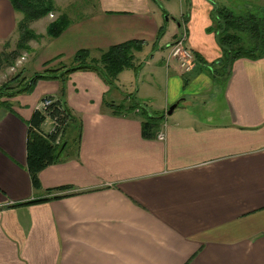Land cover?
Wrapping results in <instances>:
<instances>
[{
    "label": "crops",
    "instance_id": "1",
    "mask_svg": "<svg viewBox=\"0 0 264 264\" xmlns=\"http://www.w3.org/2000/svg\"><path fill=\"white\" fill-rule=\"evenodd\" d=\"M161 1L159 13L158 0L155 7L153 0H93L89 15L49 41L33 65L57 69L81 50L98 59L113 46L143 42L136 63L149 79L138 100L166 114L154 138L143 136L138 113L116 116L105 105H130L120 76L112 87L94 70L74 72L65 84L40 80L0 108V264H264V59L236 61L219 88L207 71L222 57L213 9L233 1L179 0L182 23L165 27L160 18L174 17V1ZM233 5L243 15L264 0ZM21 19L0 0V45ZM183 32L194 57L189 75L168 66ZM63 85L79 124L66 131L62 160L40 173L36 190L27 169L31 121ZM53 127L47 119L41 133ZM65 186L72 189L56 190Z\"/></svg>",
    "mask_w": 264,
    "mask_h": 264
},
{
    "label": "trees",
    "instance_id": "2",
    "mask_svg": "<svg viewBox=\"0 0 264 264\" xmlns=\"http://www.w3.org/2000/svg\"><path fill=\"white\" fill-rule=\"evenodd\" d=\"M8 1L14 11L22 15V19L17 23L16 32L19 39L16 49L10 51V41H7L3 51L0 52V73L6 67H12L22 56V52L29 50L28 44L31 41L40 39L31 25L43 20L53 12H59L54 0ZM213 10L215 26L212 30L218 35L222 57L219 62L213 63L210 69L214 71L212 76L215 80L226 82L236 61L264 59V8L258 7L257 10L243 15H238L230 8L220 5H215ZM71 23L65 14L61 15L48 25L47 36L51 39L58 38L70 27ZM163 34L164 31L161 30L159 38ZM143 48V42L131 41L103 51L98 59L93 58L90 51L81 50L73 57L69 66L64 65L57 69L45 68L42 72H35L30 79L23 78V74H18L0 87V108L10 109V99L31 93L40 80L55 79L65 84L70 74L82 70H94L109 86L116 87V82L122 72L128 69H132L136 73L140 71L143 63H136V53L142 52ZM14 83L17 84L16 87L10 86ZM64 97L65 87L63 85L61 96L58 99L45 98L51 100L52 104L43 110H37L31 121L26 145L27 169L36 190H40L42 187L40 173L62 160L61 155H63L66 144L62 145L61 141L68 128L78 123V118ZM105 105L116 116L138 113L137 115L143 118L142 133L145 138H154L155 131L166 117V114L151 113L145 105L138 103H132L128 108L125 105L117 106L113 102H105ZM47 119L53 121L54 128L50 134L45 135L41 133V127ZM70 189H72L70 186H65L56 190ZM56 190H49V192ZM62 197L56 196L55 198Z\"/></svg>",
    "mask_w": 264,
    "mask_h": 264
},
{
    "label": "rangeland",
    "instance_id": "3",
    "mask_svg": "<svg viewBox=\"0 0 264 264\" xmlns=\"http://www.w3.org/2000/svg\"><path fill=\"white\" fill-rule=\"evenodd\" d=\"M158 1H159V5H157L155 0H153L154 7H155V5H157V9H159V13H161V11L163 10V7L161 5L163 1H161V0H158ZM173 1H174V3L171 5L173 8L172 12L175 14L174 17L167 16L166 14H163L162 18H160L162 25L164 27L168 24L176 25L178 22L182 23V19L180 18V11H181L180 2H179V0H173ZM232 1L234 3L235 0H232ZM54 2L57 5L59 12H53L52 14H50L49 16L44 18L43 20L35 22L31 25V28L36 32L37 35L40 36L39 37L40 39L31 41L28 44L29 50L22 52V56L18 59V61L12 67H6L5 69H3V71H1V73H0V87L3 84H5L6 82H8L11 78H13L14 76H16L18 74H23L22 75L23 78L30 79L33 76V74L35 73V71L33 70V68H35V67H33V65H34V63H36V61H35L36 58L41 56V52L44 50L45 45L49 44L50 43L49 41L54 40V39H51L50 37L47 36L48 25L50 23H52L53 21H55L56 19H58L63 14H65L67 16V18L72 23L79 20L80 18H85L86 16L89 15L88 13L91 12L89 10H92L91 4L93 3V0H54ZM233 3L231 5H233ZM238 4L239 3H237L236 5H238ZM231 5H229L230 8L231 9L234 8ZM247 5H249V3H247ZM233 6H235V5H233ZM236 8L237 7H235V10L234 9H232V10L236 14H238V11ZM253 11L254 10H252V12ZM21 17H22V15H21ZM18 39H19V35L16 32L14 37L6 40L5 42L2 43V45H0V52L3 51L4 45L7 41H10V48H9L10 51L16 49V43H17ZM172 47H173V43L171 44V47L169 48L168 53L171 51ZM166 58H167V56H166ZM153 62H157V61L152 60L150 62L149 67H146L147 68L146 71L151 72L152 67H153ZM69 65H71V63ZM199 65H200V67L202 66V64H199ZM45 66H47L46 68L53 69V66H51V67L48 65H45ZM141 69L138 73H136L132 69L125 70V72L120 75V78L118 77L119 78L118 84L121 88V91L126 95L125 99H129L127 101L130 104L138 103L139 105H142L143 102L139 101L138 98H141L140 96H141V94H143L144 89H146V90L148 89L144 86V84L142 82L145 79H147V80L149 79V74L146 75V72L141 73ZM207 71H208V73H210V75L214 74V71H212V69L207 68ZM158 72H159V70L156 72H154V70H153L154 79H159L158 78ZM184 83H185L184 84L185 87L188 86L187 87V95L190 96L191 93L189 91L192 89L193 85L191 84V82L189 84L186 83L185 79H184ZM153 84H155L154 80H153ZM116 85H117V82H116ZM140 85H142V86L140 87ZM10 86L16 87L17 84L16 83L10 84ZM216 86H219V88H222L223 84H222V82L221 83L219 82ZM139 87H140V90H139ZM194 87H198V83H196ZM146 90L144 91V93L146 92ZM145 95H147V94H145ZM199 98H202V100H207L208 98H210L209 93H203L199 96ZM199 98L197 101H200ZM121 102L122 101H120V103ZM124 104H126V103L124 102Z\"/></svg>",
    "mask_w": 264,
    "mask_h": 264
},
{
    "label": "built area",
    "instance_id": "4",
    "mask_svg": "<svg viewBox=\"0 0 264 264\" xmlns=\"http://www.w3.org/2000/svg\"><path fill=\"white\" fill-rule=\"evenodd\" d=\"M186 34L180 33L177 40L173 43V47L169 53L168 66H176L177 69L182 72V75L190 73L194 67V57L193 54L186 48ZM171 61V63H170ZM52 101L49 99H44L40 104V110H43L47 106L51 105ZM54 128V127H53ZM159 141H165L166 134L161 131L157 135Z\"/></svg>",
    "mask_w": 264,
    "mask_h": 264
},
{
    "label": "water",
    "instance_id": "5",
    "mask_svg": "<svg viewBox=\"0 0 264 264\" xmlns=\"http://www.w3.org/2000/svg\"><path fill=\"white\" fill-rule=\"evenodd\" d=\"M177 104L173 105L170 107L169 111L167 112L169 116H171L173 114V112L175 111V109L177 108Z\"/></svg>",
    "mask_w": 264,
    "mask_h": 264
}]
</instances>
